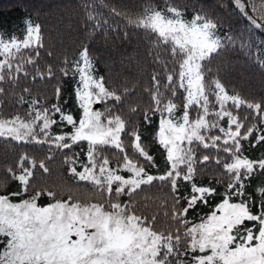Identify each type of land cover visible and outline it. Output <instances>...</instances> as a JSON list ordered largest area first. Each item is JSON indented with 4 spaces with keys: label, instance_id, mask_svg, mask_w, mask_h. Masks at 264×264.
Listing matches in <instances>:
<instances>
[{
    "label": "snow or ice",
    "instance_id": "obj_1",
    "mask_svg": "<svg viewBox=\"0 0 264 264\" xmlns=\"http://www.w3.org/2000/svg\"><path fill=\"white\" fill-rule=\"evenodd\" d=\"M233 5L250 27L264 32V0ZM82 7L93 31L110 29L94 4ZM183 7L164 0L163 8L149 4L127 20L154 36L168 56L154 57L159 63L145 89L147 107L129 104L125 113L132 91L110 87L83 45L59 68L75 82L78 113L59 81L52 102L25 87L16 97V114L0 113V140L47 150L39 161L25 151L4 169L0 184L6 189L13 181L16 189L0 190V264H264V96L230 93L219 67H212L230 46L261 67L264 56L253 57V45L240 34L220 32L214 12L201 9L188 19ZM110 15L122 13L112 7ZM23 24L22 34L0 29V84L57 79L51 64L39 63L46 48L43 26L31 18ZM5 90L0 86V97ZM154 120L152 142L162 150L163 167L143 138L141 126ZM253 149L259 154L250 155ZM57 156L74 182L91 185L99 199H58L57 192L33 183L37 173H50ZM206 172L219 178L196 179ZM157 182L168 190L160 205L170 224L166 230L157 229L158 216L144 215L132 199ZM45 197L48 202L40 203ZM214 198V207L199 215L200 205Z\"/></svg>",
    "mask_w": 264,
    "mask_h": 264
},
{
    "label": "trees",
    "instance_id": "obj_2",
    "mask_svg": "<svg viewBox=\"0 0 264 264\" xmlns=\"http://www.w3.org/2000/svg\"><path fill=\"white\" fill-rule=\"evenodd\" d=\"M86 2L94 4L97 12L109 18L110 29L93 31V22L87 21L85 9L82 7ZM174 3L185 6L181 10L188 19L195 11L201 9L214 12L215 18L222 25L220 32L231 31L240 34L253 45L251 49L253 57L264 56V52H255L256 48L264 47V32L249 26L248 21L235 9L233 0H174ZM256 3L259 4L260 0H256ZM149 4L163 8L164 0H0V29L9 32L15 29L22 34L21 29L26 18H31L32 21L43 26L46 48L42 50L39 63L41 67L51 64L57 75V79L50 82L37 79L33 83L30 79H21L18 86L0 84L6 89L5 94L0 97V113L5 117L16 114L19 108L15 103L16 97L25 87L31 88L32 96L47 97L48 101L52 102L54 87L58 81L63 86V98L68 100L72 111L78 113V109L74 106L75 97L71 91L75 82L71 77H62L59 68L65 56L69 60L75 59L83 45L89 47L90 55L95 60L96 72L107 78L110 87L121 92L125 88L132 91L124 106L125 113L129 104H139L141 109L147 107L150 96L145 89L151 87V75L159 63V61L154 62V57L160 53V58L166 60L168 56L164 54L163 47L155 46L154 36L145 30L129 26L127 20L129 17L137 16ZM112 7H116L122 15L111 16ZM11 18H14L20 26L14 27L16 23H12ZM48 51L53 53L52 56L47 55ZM212 67L214 72L219 67L220 76L230 93L239 92L249 99H259L264 96V67H261L254 58L250 59L245 54V50L240 49L239 46H230L228 50L221 52L220 56L213 60ZM176 102L181 103L180 100ZM141 127L145 142L163 167L162 150L152 142L156 131L155 120L152 126ZM245 147L248 145L245 144ZM25 151L37 161L47 154L46 149L40 150L39 147L32 145H17L15 142L4 143L0 140V180L4 177V169L7 165L13 164ZM203 154L205 153L202 152L201 155ZM249 154L255 156L259 153L253 149ZM48 167L50 173L43 176L37 173L34 184L46 186L57 192L58 199H67L69 195L85 203L99 199L91 185L74 182L66 172L67 166L63 164L61 156L52 160ZM217 178L219 175L213 176L211 172L196 177L197 180L205 182ZM15 189L16 183L13 181H8L6 189L0 184V190ZM221 191H223L222 186ZM122 199L126 200L127 197ZM132 199L138 211L144 215L158 216L157 229L166 230L170 227L168 218L164 216L165 209L160 207L168 199V190L165 186L157 182L153 187L138 192ZM218 200L219 198H214L208 205H200L197 213L199 215L208 213ZM47 202L46 197L40 201V203Z\"/></svg>",
    "mask_w": 264,
    "mask_h": 264
},
{
    "label": "rangeland",
    "instance_id": "obj_3",
    "mask_svg": "<svg viewBox=\"0 0 264 264\" xmlns=\"http://www.w3.org/2000/svg\"><path fill=\"white\" fill-rule=\"evenodd\" d=\"M11 22H12V23H16V24L14 25V27L20 26L19 23H18L14 18H11ZM6 25H7V24H6Z\"/></svg>",
    "mask_w": 264,
    "mask_h": 264
}]
</instances>
